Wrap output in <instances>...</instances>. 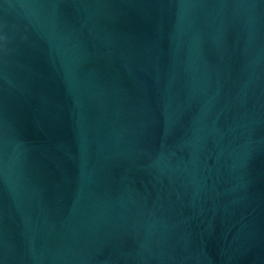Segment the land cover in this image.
<instances>
[{
  "label": "water",
  "instance_id": "obj_1",
  "mask_svg": "<svg viewBox=\"0 0 264 264\" xmlns=\"http://www.w3.org/2000/svg\"><path fill=\"white\" fill-rule=\"evenodd\" d=\"M0 264H264V0H0Z\"/></svg>",
  "mask_w": 264,
  "mask_h": 264
}]
</instances>
